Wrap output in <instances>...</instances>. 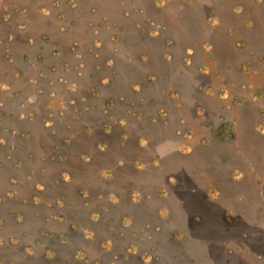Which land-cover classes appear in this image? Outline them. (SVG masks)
<instances>
[{
  "label": "rangeland",
  "instance_id": "374dc122",
  "mask_svg": "<svg viewBox=\"0 0 264 264\" xmlns=\"http://www.w3.org/2000/svg\"><path fill=\"white\" fill-rule=\"evenodd\" d=\"M0 264H264V0H0Z\"/></svg>",
  "mask_w": 264,
  "mask_h": 264
}]
</instances>
